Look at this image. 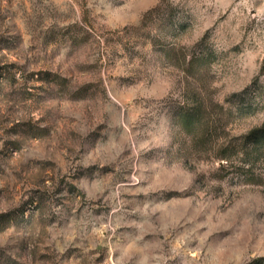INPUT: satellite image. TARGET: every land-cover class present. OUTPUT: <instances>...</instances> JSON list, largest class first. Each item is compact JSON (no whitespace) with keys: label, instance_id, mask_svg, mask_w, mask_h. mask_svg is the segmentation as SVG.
Returning <instances> with one entry per match:
<instances>
[{"label":"rangeland","instance_id":"obj_1","mask_svg":"<svg viewBox=\"0 0 264 264\" xmlns=\"http://www.w3.org/2000/svg\"><path fill=\"white\" fill-rule=\"evenodd\" d=\"M263 66L264 0H0V264H264Z\"/></svg>","mask_w":264,"mask_h":264},{"label":"trees","instance_id":"obj_2","mask_svg":"<svg viewBox=\"0 0 264 264\" xmlns=\"http://www.w3.org/2000/svg\"><path fill=\"white\" fill-rule=\"evenodd\" d=\"M192 61L188 62V68L191 67ZM264 72V66L262 67ZM222 110V108H220ZM239 113H237L238 115ZM204 117V116H203ZM182 122L185 125L194 126L199 124L200 117H195L192 111H183L181 116ZM195 139L197 135H194ZM202 136V135H201ZM204 139L207 134H204ZM201 138V137H200ZM199 138V139H200ZM202 139V138H201ZM217 158L226 161V164L231 159L238 158L243 164V168H239L244 173L245 178L252 177L251 169L258 162L264 161V123L259 127L251 130L246 135L241 136L238 140L232 142H223L218 145ZM246 174V175H245Z\"/></svg>","mask_w":264,"mask_h":264}]
</instances>
